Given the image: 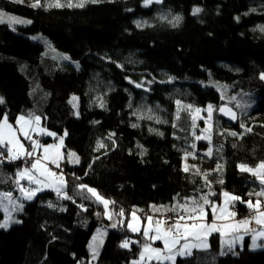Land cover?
<instances>
[{"label":"trees","instance_id":"16d2710c","mask_svg":"<svg viewBox=\"0 0 264 264\" xmlns=\"http://www.w3.org/2000/svg\"><path fill=\"white\" fill-rule=\"evenodd\" d=\"M25 1L0 0V11L31 21L0 23V120L39 116L55 134L42 144L64 136L65 184L59 194L17 200L23 166L0 161V193L23 205L11 216L18 222L0 228V264H134L142 235L106 220L88 188L110 200L118 217L121 210L158 209L176 216L190 198L220 203L225 192L256 201L264 185L239 167L264 162V0H83L82 7L67 6L81 0ZM226 89L235 96L229 106L259 120L240 127L215 113L210 146L197 145L211 170L205 180L183 169V150L193 143L190 113L226 105ZM223 124L229 130L218 133ZM231 204L240 218L252 211ZM100 228L106 235L93 262L88 246ZM208 241V249L176 264H264V241L256 251L247 240L225 250L216 233Z\"/></svg>","mask_w":264,"mask_h":264},{"label":"snow or ice","instance_id":"6c2138e0","mask_svg":"<svg viewBox=\"0 0 264 264\" xmlns=\"http://www.w3.org/2000/svg\"><path fill=\"white\" fill-rule=\"evenodd\" d=\"M96 2V0H93ZM153 0H145V6L151 4ZM156 3H161L162 0H154ZM39 0H37V5ZM33 5V6H37ZM56 7H60L59 3L55 5ZM68 7H82L83 0L81 3L73 5L68 4ZM200 9H195L194 14L199 12ZM3 14L0 13V16ZM15 21V18H10ZM181 17H175V21L178 23ZM2 22V21H0ZM19 23H31V21H15ZM175 26V25H174ZM264 31V29H262ZM67 59V57H65ZM260 78L264 80V73L261 74ZM139 87V85H137ZM234 99V97H233ZM0 103H3V99L0 98ZM177 105H180V101H176ZM188 109H191V105L186 106ZM202 110L197 108L195 109L196 113H200ZM207 118L205 120L206 124H209L208 128L203 130V133L200 136H196V139H207L211 142V137L207 133L210 132V121L212 120V112L213 108L211 105L207 108ZM219 112L227 115L230 119L235 120L236 114L232 111L231 108L221 107ZM204 119V117H200ZM196 117H193V123L195 125ZM39 116H29L26 118L21 115L17 119L18 127H13V125L9 124L7 116H4L2 120H0V149H4V151H0V157L8 159L9 161L18 160L22 157H27L29 159H33L30 167L24 168L16 173L15 183L20 191L21 195L26 200H31L34 198L37 192L42 191L45 187H52L53 183H59L61 186L65 184L64 177L62 174H57L52 171L48 165H55L57 168L60 167L59 161L62 158L59 152V148L63 145V138H60L58 145H41L39 141L32 139L31 132H37L38 134H44L45 130L40 127ZM135 126V125H134ZM241 127H244L241 124ZM246 131H251L250 128L245 129ZM19 134V135H18ZM48 136H55L52 132L46 133ZM22 135L25 140L30 141V149L25 148L24 144L21 143L19 136ZM230 135L236 136L237 133L232 132ZM103 147V145H99ZM195 147V145H192ZM42 149V154H39V150ZM211 148L208 149L206 155H211ZM70 157H75V153H69ZM73 162L78 163L79 158L76 157ZM188 171L187 166L184 169ZM241 171L249 172L254 177L259 180L261 185H264V162H261L256 168H250L245 165L240 166ZM207 175V174H205ZM26 180L28 182L29 187H24L21 184V181ZM222 183V181H221ZM35 185L36 187H31ZM82 189L86 186L81 185ZM59 194L60 189H56ZM88 192H90L96 199L103 203L105 209L107 210L109 203H112L108 200L103 199L94 189L88 188ZM249 195H252L250 193ZM258 197L255 202L243 201L240 197L235 195H230L227 192L224 193L225 196V206L220 207L218 205L212 204L206 196L200 197L202 203L197 201L195 198H190L189 202L184 204H180L179 208L181 212L176 213V219L172 223H168L167 220H156L153 225V217L148 216L147 220L149 226L144 229L143 235L145 237L150 238L153 242L159 240L163 244V248H155L149 244H145L144 251L141 252V261L147 259V261H151L155 259L158 264H164V261H171L172 264H176L177 256H192L193 250H201L207 249L209 247L208 237L212 233H219L221 237L222 244H227L229 250H231L232 245L236 241H243L244 235L251 234L252 244L256 245L258 239H264V230L256 231L249 227V225L254 220L256 224L261 225L264 228V201L259 199V197H264V188L261 191L255 193ZM0 196H3L9 200L12 199V193H0ZM230 201H240L241 203H246L247 207L251 209L254 213L249 218L236 220V213L234 211H229L228 204ZM209 206L212 209V219L208 220V213L206 211V207ZM22 208L23 205H20ZM170 211L175 212V208L170 209ZM183 213V214H181ZM123 210H121L120 215H123ZM133 220H138V217L135 215V211L132 213ZM111 218V217H109ZM222 221V223H220ZM18 222V221H17ZM8 224L3 223L0 224V228H7ZM132 231H138V228H135L130 223L128 225ZM150 233H154L150 235ZM233 233H242L241 235L233 236ZM232 236L231 239H225V237ZM95 239V237H94ZM128 242L125 241L121 247H127ZM147 254V256H146ZM224 253L221 252V255ZM134 264H139V262H134Z\"/></svg>","mask_w":264,"mask_h":264},{"label":"rangeland","instance_id":"374dc122","mask_svg":"<svg viewBox=\"0 0 264 264\" xmlns=\"http://www.w3.org/2000/svg\"><path fill=\"white\" fill-rule=\"evenodd\" d=\"M10 1H13L15 3H22V4H27L25 0H10ZM58 2L57 1H45V7L46 6H54L56 7L55 5L57 4ZM37 3H33L31 5H35ZM39 4V3H38ZM60 4V3H59ZM61 5V4H60ZM0 13H2L3 15L0 16V23H9L10 25H13L15 26L16 24H19V22H15L17 21L18 19L13 16V15H10V14H7L5 12H2L0 11ZM14 17L15 18V21L11 20L10 18ZM18 26V25H16ZM234 97V99H233ZM221 99L226 103V105H223V106H219V108H215L214 106H212L213 108V112H212V120L210 121V132L207 133L208 135H210V137L212 138V135L214 133V128H215V113L219 112V109L221 107H228V108H231L233 112L237 113V122H238V125L241 127V124H243L244 126L248 123V122H252V121H255V120H259L258 117H255V116H243L242 113H239V112H236V110H234L231 106H229V102L230 101H234L235 100V96H234V93L232 91H228L226 89V91L224 90H221ZM209 105H207L205 108L201 109L202 111L200 113H196L195 110L192 111L190 113V123H191V131H190V134L193 138V143L190 144L189 148L188 149H184L183 150V169H185V167L187 166L188 168V171L189 173H192V174H199L200 177H202L203 179L205 180H208L209 179V175L211 173V170H204V167L202 165H204V162H206V160L201 156V154L199 153V150H198V142H201V143H206L207 144V147L210 146V142L209 140L207 139H199L197 140L196 139V136H200L202 133H203V130L205 128H208L209 127V124H206L205 123V120L207 118V108H208ZM247 107L244 105L242 107V110L243 111H246ZM142 116V115H141ZM196 117L195 119V125L193 123V117ZM20 117V116H19ZM147 117V116H146ZM200 117H204V119H201ZM11 125H13V127H18L16 123L12 124V123H9ZM41 128H43L41 125H40ZM45 130V133L44 134H38L37 132H31V137L32 139L36 140V141H39V143L41 145H58L59 144V141H60V138H63V145L59 148V152H60V155H61V159L59 161V164H60V167L57 168L55 165H52V164H49L48 167L56 172L57 174H62L63 177H64V174L62 172V169H61V164L64 162V152H63V146H64V136H61L59 138H57L56 140H54L53 142H49L47 144H42V141L46 139V137H51L53 139V136H48L46 133L48 132L45 128H43ZM229 130V126L228 124L226 125H221L220 128L218 127L217 131L218 133H222L224 131H228ZM19 135V134H18ZM20 138V141L21 143L24 144L25 148H28L30 149V141L29 140H25L24 137L22 135L19 136ZM26 142H28L29 144V147L27 146ZM192 145H195V147H192ZM0 151H4V149H0ZM42 149L39 150V154H42ZM71 153H74V152H71ZM76 154H75V157H71L70 160L72 163H75L73 162L76 158ZM33 159H29L27 157H22L18 160H14L12 161L11 163L13 162H17L19 161L21 164H22V169L24 168H27V167H30L31 166V163L33 162ZM7 162H4V161H1L3 163H7V164H11L9 160H6ZM240 169V167H239ZM249 173V172H247ZM207 174V175H205ZM251 174V173H249ZM252 175V174H251ZM64 181H65V177H64ZM21 184L24 185V187H29L28 186V182L26 180H23L21 181ZM64 186V185H63ZM63 186H61L59 183H53V186L52 187H45L44 190H47V189H51L53 191H56L57 188H62ZM31 187H36L35 185H32ZM41 192V191H40ZM40 192H37L36 195L34 197H36ZM57 192V191H56ZM98 193V192H97ZM101 196V195H100ZM95 197V196H94ZM102 197V196H101ZM96 198V197H95ZM18 199H23V200H26L23 198V196L21 195L20 191H19V195H18ZM105 200H108L106 198H103ZM225 196L223 195L222 198H221V201L220 203L218 202H215L213 201L212 204H215V205H218L220 207H224L225 206ZM16 199H14L12 197L11 200L3 197V196H0V209L3 213V216H4V220L2 222L3 223H7L8 224V227L9 228L11 225L13 224H16L17 221L15 218H11V216L14 214L15 211H17L19 208H20V203L17 201ZM32 200V199H31ZM110 201V200H108ZM101 203V202H99ZM200 203H202V201H200ZM229 204H231V201L229 202ZM228 204V205H229ZM102 205V208H103V215H104V218L106 220H109L112 222L113 226H115V224L117 225V223L121 224V225H125V227L127 228V230H129L132 234H138V235H142V242L143 244H139L140 246V253H139V257L138 259L135 261V262H139V264H145V263H148L150 261H147V259H145L144 261H141V252L144 251V245L145 244H149L151 245L152 247H155V248H163V244L161 241L157 240L155 242H153L150 238L148 237H145L143 235V232H144V229L146 227L149 226V223H148V220H147V217L148 216H151L153 217V227H154V222L156 220H167L169 221L172 220V222L177 218L176 216H172V215H169L168 212H166V209H158L157 211L156 210H151V211H148V210H141V211H138V212H135V215L136 217H138V220H133V217H132V213L124 216V215H121L120 217L118 216H115L113 214V211H112V208L110 206V203L108 205V208L107 210L105 209V206L103 203H101ZM206 207V206H205ZM209 209H206L207 213H208V220L211 221L212 219V209L211 207H208ZM178 212H181L180 208L178 210ZM183 214V213H181ZM210 214V216H209ZM111 217V218H109ZM169 218V219H168ZM132 224L133 227L135 228H138V231H132L131 228L128 227L129 224ZM222 223V221L220 222ZM250 228L252 229H255L256 231H261V230H264V228H262L261 225H258L255 223V221L253 220L252 223L249 225ZM7 228H4V229H7ZM154 233H150V235H152ZM214 234V233H212ZM211 234V235H212ZM219 234V233H218ZM233 234H236V233H233ZM232 234V235H233ZM242 233H238L237 235H241ZM105 235H106V231L104 228H100L98 229L95 234L92 236L90 242H89V252L91 254V260L94 262L98 255H99V252L104 244V239H105ZM210 235V236H211ZM209 236V237H210ZM95 237V239H94ZM249 237L250 239V246H249V249L250 250H253V251H256V250H260L262 249V242L264 241V239H258L257 242H256V245L253 246L252 244V237H251V234H248V235H244V238H247ZM139 240L138 238L137 239H133L132 241L135 242ZM128 245H129V242H128ZM128 247V246H127ZM195 250V249H194ZM202 250V249H201ZM147 256V254H146ZM178 257H181V256H177L176 259ZM184 257H187V256H183L181 258H184ZM151 261H155L157 262L155 259H152ZM164 263H172L171 261H164Z\"/></svg>","mask_w":264,"mask_h":264},{"label":"crops","instance_id":"0c3cea01","mask_svg":"<svg viewBox=\"0 0 264 264\" xmlns=\"http://www.w3.org/2000/svg\"><path fill=\"white\" fill-rule=\"evenodd\" d=\"M18 119V118H17ZM17 119H16V124H17ZM18 126V125H17ZM29 186V185H28ZM47 190H51V189H47ZM42 191H44V189L42 190ZM53 191V190H52ZM232 208H233V206H232V204H229L228 205V209H229V211H234L235 212V209L233 208V210H232ZM235 219L236 220H241L240 219V217H238L237 215H236V217H235ZM215 234V233H214ZM216 234H218V233H216ZM238 233H236V234H233V236H236ZM232 238V236H228V237H225V239H231ZM208 240H209V237H208ZM220 240H221V237H220ZM248 241V247L250 246V239H249V237H247V238H244L243 239V241L241 242V241H236L233 245H232V247H231V249H235L236 247H243V245L245 244V241ZM208 244H209V241H208ZM221 244H222V241H221ZM222 246H224V248H225V250H228L229 249V247L227 246V244H222ZM208 249V248H207ZM196 250V249H195ZM202 250H206V249H202ZM194 251V250H193Z\"/></svg>","mask_w":264,"mask_h":264},{"label":"water","instance_id":"95a60500","mask_svg":"<svg viewBox=\"0 0 264 264\" xmlns=\"http://www.w3.org/2000/svg\"><path fill=\"white\" fill-rule=\"evenodd\" d=\"M235 113V112H234ZM218 116L222 119V120H224V121H226V122H228V123H230V124H235L236 122H237V116H236V119L235 120H232V119H230L227 115H224V114H222V113H220V112H218Z\"/></svg>","mask_w":264,"mask_h":264},{"label":"built area","instance_id":"2783aa9c","mask_svg":"<svg viewBox=\"0 0 264 264\" xmlns=\"http://www.w3.org/2000/svg\"><path fill=\"white\" fill-rule=\"evenodd\" d=\"M6 160H8V159H5V158L0 157V161L7 162ZM11 162H12V161H10V163H11ZM232 210H233V208H232ZM252 215H254V213H253L252 211H247L246 215H245L244 217L240 218V219L249 218V217H251ZM168 219H169V218H168ZM168 223H172V220L169 219Z\"/></svg>","mask_w":264,"mask_h":264}]
</instances>
